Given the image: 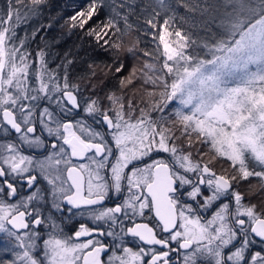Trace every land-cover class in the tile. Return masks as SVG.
<instances>
[{
    "label": "snow or ice",
    "instance_id": "6c2138e0",
    "mask_svg": "<svg viewBox=\"0 0 264 264\" xmlns=\"http://www.w3.org/2000/svg\"><path fill=\"white\" fill-rule=\"evenodd\" d=\"M71 7L0 0V264H264V0Z\"/></svg>",
    "mask_w": 264,
    "mask_h": 264
},
{
    "label": "trees",
    "instance_id": "16d2710c",
    "mask_svg": "<svg viewBox=\"0 0 264 264\" xmlns=\"http://www.w3.org/2000/svg\"><path fill=\"white\" fill-rule=\"evenodd\" d=\"M138 2H144V3H146L147 0H138ZM54 3L58 7L67 6L66 11L64 13L65 15L72 14V7H71V5L73 3V0H54ZM131 20H132L133 23H136L135 16L131 17ZM22 30L23 29H21V31ZM52 34L53 35H61V30L58 27H56V29L54 30V32ZM136 36H137V33L136 32H132L128 37H126V41L129 42V43H131V42H133L135 40ZM141 39H142L141 47H143L144 46V44H143V38H141ZM65 49H72L73 52H74V54L77 51V49H79V54L81 56H84V54L87 52L90 57H95V58H98V59L105 58V55L102 54V53L99 56H97L96 53L90 52L89 51V46H88L87 43L83 44V46L81 47V41L78 40V38H77L76 35L64 37L63 43L60 46V51H63ZM85 58H88V57H85ZM128 62L131 63V61H128ZM57 63H59V60L58 59H54V60L51 61V65L50 66L54 67L55 64H57Z\"/></svg>",
    "mask_w": 264,
    "mask_h": 264
},
{
    "label": "flooded vegetation",
    "instance_id": "af4514ba",
    "mask_svg": "<svg viewBox=\"0 0 264 264\" xmlns=\"http://www.w3.org/2000/svg\"><path fill=\"white\" fill-rule=\"evenodd\" d=\"M160 155H164V154H160ZM67 224L69 228L75 227V224L72 221L67 222Z\"/></svg>",
    "mask_w": 264,
    "mask_h": 264
}]
</instances>
